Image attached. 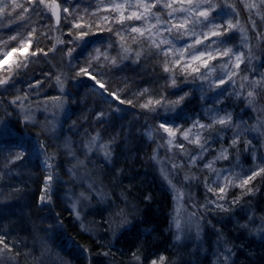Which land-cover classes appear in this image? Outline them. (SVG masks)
I'll return each mask as SVG.
<instances>
[{
  "label": "snow or ice",
  "instance_id": "obj_1",
  "mask_svg": "<svg viewBox=\"0 0 264 264\" xmlns=\"http://www.w3.org/2000/svg\"><path fill=\"white\" fill-rule=\"evenodd\" d=\"M204 261L264 264V0H0V264Z\"/></svg>",
  "mask_w": 264,
  "mask_h": 264
},
{
  "label": "trees",
  "instance_id": "obj_2",
  "mask_svg": "<svg viewBox=\"0 0 264 264\" xmlns=\"http://www.w3.org/2000/svg\"><path fill=\"white\" fill-rule=\"evenodd\" d=\"M192 106L198 107L197 100L193 99ZM149 180L151 182L152 178L149 176ZM152 190L157 194V200L159 201V204L153 205L154 209H158L157 216H158V225L164 226L165 218L168 214V202L165 200V198L161 195V185L159 180H156L155 182H152L151 184ZM66 215V214H65ZM219 226V225H218ZM225 233L228 234L233 238L235 243L239 245L240 243H245L248 248L254 247V244L250 241H245L244 236L240 235L239 233L232 230V223H227L224 226ZM71 238V239H69ZM214 239L213 236L209 235L208 240L209 243ZM76 241L80 244H86L88 243V238L86 236H81L77 234V229L74 228L71 225V222L68 221L66 223V234L64 235V238L60 241L61 244L64 245H71L72 241ZM161 247H164L163 241L161 242ZM191 247V245H190ZM119 259V257H117ZM240 260L242 261L244 259V253H240ZM204 264H207V261H204Z\"/></svg>",
  "mask_w": 264,
  "mask_h": 264
},
{
  "label": "rangeland",
  "instance_id": "obj_3",
  "mask_svg": "<svg viewBox=\"0 0 264 264\" xmlns=\"http://www.w3.org/2000/svg\"><path fill=\"white\" fill-rule=\"evenodd\" d=\"M90 219H91V217H90Z\"/></svg>",
  "mask_w": 264,
  "mask_h": 264
}]
</instances>
